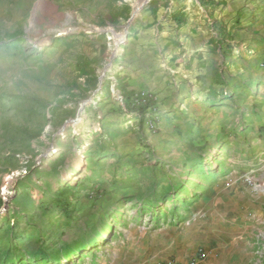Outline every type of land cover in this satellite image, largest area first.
Here are the masks:
<instances>
[{
    "label": "rangeland",
    "instance_id": "374dc122",
    "mask_svg": "<svg viewBox=\"0 0 264 264\" xmlns=\"http://www.w3.org/2000/svg\"><path fill=\"white\" fill-rule=\"evenodd\" d=\"M63 8L50 47L36 19L27 34L0 28V264H189L199 250L203 264H264V70L255 95H221L215 109L194 101L182 109L193 132L151 144L152 109L156 133L146 118L139 131L113 121L125 101L111 94L110 61L127 23L78 28L103 44L92 69Z\"/></svg>",
    "mask_w": 264,
    "mask_h": 264
},
{
    "label": "crops",
    "instance_id": "0c3cea01",
    "mask_svg": "<svg viewBox=\"0 0 264 264\" xmlns=\"http://www.w3.org/2000/svg\"><path fill=\"white\" fill-rule=\"evenodd\" d=\"M65 2L72 5L73 46L91 60L92 69L103 60V44L97 40L98 33L85 35L78 28L90 25L110 31L111 26L127 23L119 34L124 39L117 56L110 61L118 72L117 89L125 101L119 107L122 114L112 119L123 120L126 130L139 131L147 110H134L131 97L139 91L149 93L159 123V132L149 135L151 144L168 145L169 135L180 126L185 133L193 132L189 126L196 118L182 109L194 101L215 109L217 99H227L221 95L257 92L252 84L264 70V0H123L129 6L127 13L114 0H0V28H23L27 34L30 20L36 19L34 28L43 37V47H50L62 40L67 23ZM47 20L51 24L46 32L40 26ZM46 36L54 37L47 40ZM14 39L20 41V37ZM4 48L1 41L0 52ZM94 85L88 83V93Z\"/></svg>",
    "mask_w": 264,
    "mask_h": 264
},
{
    "label": "built area",
    "instance_id": "2783aa9c",
    "mask_svg": "<svg viewBox=\"0 0 264 264\" xmlns=\"http://www.w3.org/2000/svg\"><path fill=\"white\" fill-rule=\"evenodd\" d=\"M263 58H264V52H263ZM262 67H264V60L261 64ZM117 83H113V85L110 87L111 94L116 97V100L119 103H124V97L121 95V93L118 91ZM151 101H152V96L145 92V91H139L136 92L132 95L131 97V107L137 108V109H151ZM147 117L144 116V120L146 118V126L148 128V131L151 133H156L157 131V125L153 121L152 118L149 117V115H146ZM205 253L203 250L197 251V253L194 255L193 259L191 260V263L189 264H203V261L205 260ZM167 264H181L178 262H172L169 261Z\"/></svg>",
    "mask_w": 264,
    "mask_h": 264
},
{
    "label": "trees",
    "instance_id": "16d2710c",
    "mask_svg": "<svg viewBox=\"0 0 264 264\" xmlns=\"http://www.w3.org/2000/svg\"><path fill=\"white\" fill-rule=\"evenodd\" d=\"M77 187V186H76ZM76 187H72V188H70V189H65V191L67 192L68 190H75L76 189Z\"/></svg>",
    "mask_w": 264,
    "mask_h": 264
},
{
    "label": "bare ground",
    "instance_id": "6f19581e",
    "mask_svg": "<svg viewBox=\"0 0 264 264\" xmlns=\"http://www.w3.org/2000/svg\"><path fill=\"white\" fill-rule=\"evenodd\" d=\"M135 14V13H134Z\"/></svg>",
    "mask_w": 264,
    "mask_h": 264
}]
</instances>
